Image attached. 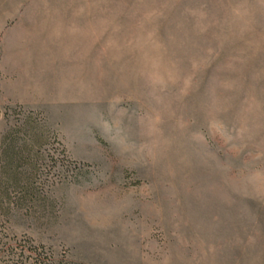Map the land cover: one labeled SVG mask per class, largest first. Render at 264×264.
I'll return each instance as SVG.
<instances>
[{
	"label": "rangeland",
	"instance_id": "obj_1",
	"mask_svg": "<svg viewBox=\"0 0 264 264\" xmlns=\"http://www.w3.org/2000/svg\"><path fill=\"white\" fill-rule=\"evenodd\" d=\"M27 117L0 264H264V0H0V143Z\"/></svg>",
	"mask_w": 264,
	"mask_h": 264
},
{
	"label": "trees",
	"instance_id": "obj_2",
	"mask_svg": "<svg viewBox=\"0 0 264 264\" xmlns=\"http://www.w3.org/2000/svg\"><path fill=\"white\" fill-rule=\"evenodd\" d=\"M42 133L33 119L27 117L21 127H12L1 137L0 158L6 183L0 186V201L3 198L9 201L11 191L15 190L24 198L30 196Z\"/></svg>",
	"mask_w": 264,
	"mask_h": 264
}]
</instances>
